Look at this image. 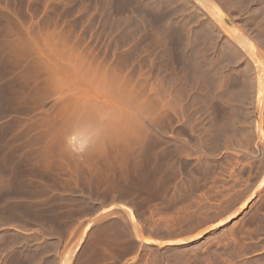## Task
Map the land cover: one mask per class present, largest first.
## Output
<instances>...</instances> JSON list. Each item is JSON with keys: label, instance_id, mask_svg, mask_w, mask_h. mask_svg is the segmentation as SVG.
I'll return each instance as SVG.
<instances>
[{"label": "rangeland", "instance_id": "obj_1", "mask_svg": "<svg viewBox=\"0 0 264 264\" xmlns=\"http://www.w3.org/2000/svg\"><path fill=\"white\" fill-rule=\"evenodd\" d=\"M263 101L264 0H0V264H264Z\"/></svg>", "mask_w": 264, "mask_h": 264}, {"label": "crops", "instance_id": "obj_2", "mask_svg": "<svg viewBox=\"0 0 264 264\" xmlns=\"http://www.w3.org/2000/svg\"><path fill=\"white\" fill-rule=\"evenodd\" d=\"M263 104H264V101H263V103H258L256 105V107L253 109L254 117H255L254 120L256 121V125L258 126L257 127L258 128L257 129L258 134H256V135L254 134V136H252L251 152H250V157H249V162H248V165L250 167V192H251L250 199H251L252 213H254V207L257 204L260 206H262V204H264V181H263V179H264V172H263L264 171V135H262L260 133V128H259L262 126L264 129V112H263L264 111V105ZM262 117H263V120H262ZM261 123H262V125H261ZM221 155H222V153L219 155V157H221ZM256 168H260V173H259L260 175L255 178ZM260 219H261L262 223L264 224V211H262L260 213ZM251 242H253V243L256 242L259 245V247L257 249H254L251 252V254H250L251 259L255 260L257 258H263L264 257V248L262 246H264V227L261 228L260 235L257 238L252 239Z\"/></svg>", "mask_w": 264, "mask_h": 264}, {"label": "bare ground", "instance_id": "obj_3", "mask_svg": "<svg viewBox=\"0 0 264 264\" xmlns=\"http://www.w3.org/2000/svg\"><path fill=\"white\" fill-rule=\"evenodd\" d=\"M234 2H235V1H234ZM215 5H216V4H215ZM208 6H209V5H208ZM212 6H213V4H212ZM218 6H219V5H218ZM206 7H207V6H206ZM209 7H210V6H209ZM209 7H208V8H209ZM219 7H220V6H219ZM211 8H212V7H211ZM214 8H215V6H214ZM217 8H218V7H217ZM212 9H213V8H212ZM213 10H216V9H213ZM217 12H219V11L217 10ZM215 18H216V17H215ZM242 34H243V33H242ZM236 35H237V34H236ZM238 35H239V34H238ZM242 36H244V35H242ZM237 37H238V36H237ZM239 37L241 38V35H240ZM240 38H239V39H240ZM244 38H245V37H244ZM244 38H243V39H244ZM246 38H247V37H246ZM246 38H245V39H246ZM237 39H238V38H237ZM248 39H249V38H248ZM240 40L244 42V40H242V39H240ZM247 41H248V40H247ZM247 41H246V42H247ZM243 42H242V43H243ZM247 43L249 44V45L247 44V47H250V44H251V43H250V42H247ZM245 44H246V43H245ZM245 44H242V45L245 46ZM250 48H251V47H250ZM253 48H254V47H253ZM243 49H244V48H243ZM245 49H246V47H245ZM248 49H249V48H248ZM253 53H254V52H253ZM260 90H262V88H261ZM259 105H260V104H259ZM263 105H264V104H263ZM251 107H252V106H251ZM263 112H264V111H263ZM261 113H262V112H261ZM261 116H262V115H261ZM252 117H253V116H252ZM262 120H263V117H262ZM254 125H255V124H254ZM261 125H262V123H261ZM257 129H258V128H257ZM258 132H259V131H258ZM257 134H258V133H257ZM259 135H260V134H259ZM252 136H253V135H252ZM218 137H219V135H218ZM259 137H260V136H259ZM259 137H258V138H259ZM221 138H222V137H221ZM67 140H68V139H67ZM74 140H75V139H74ZM227 140H228V139H227ZM63 141H64V140H63ZM68 141H69V140H68ZM228 141H229V140H228ZM65 143H66V142H65ZM68 143H69V142H68ZM72 143H73V142H72ZM76 143H78V142H76ZM76 143H75V144H76ZM66 144H67V143H66ZM252 144H253V143H252ZM226 145H227V144H226ZM261 146H262V145H261ZM66 147H67V146H66ZM224 148H225V147H224ZM229 148H230V147H229ZM68 149H69V148H68ZM262 150H263V149H262ZM64 151H65V150H64ZM225 151H227V150H225ZM64 153H66V151H65ZM70 153H71V152H70ZM66 156H67V155H66ZM72 156H73V155H72ZM72 156H71V157H72ZM69 159H70V158H69ZM77 159H78V158H77ZM64 160H65V159H64ZM259 160H260V159H259ZM71 161H72V160H71ZM73 161H74V160H73ZM254 161H255V160H254ZM77 162H78V161H77ZM259 162H260V161H259ZM263 172H264V171H263ZM252 176H253V175H252ZM253 179H254V178H253ZM255 180H256V179H255ZM263 181H264V179H263ZM260 182H261V181H260ZM262 183H263V182H262ZM66 188H67V187H66ZM236 188H237V187H236ZM245 203H246V202H245ZM243 204H244V203H243ZM261 204H262V203H261ZM262 205H263V204H262ZM243 207H244V206H243ZM236 210H237V209H236ZM245 212H246V211H245ZM239 218H240V217H239ZM260 230H261V229H260ZM262 230H263V229H262ZM151 241H153V240L150 239V238H149V239H145V242H151ZM153 242H154V241H153ZM157 243H158V242H157ZM165 243H166V242H165ZM163 244H164V243H163ZM261 245H262V244H261ZM262 247L264 248V246H262ZM262 247H261V248H262ZM256 249H257V248H256ZM259 250H260V249H259ZM251 251H252V250H251ZM257 251H258V250H257ZM263 262H264V261H263Z\"/></svg>", "mask_w": 264, "mask_h": 264}]
</instances>
